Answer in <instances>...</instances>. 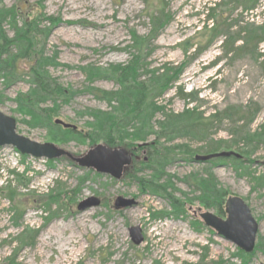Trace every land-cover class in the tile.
Here are the masks:
<instances>
[{"label":"rangeland","instance_id":"obj_1","mask_svg":"<svg viewBox=\"0 0 264 264\" xmlns=\"http://www.w3.org/2000/svg\"><path fill=\"white\" fill-rule=\"evenodd\" d=\"M1 1L4 7L14 8L18 27L24 28V22L35 17L41 21V30L49 27L51 22L41 15L60 16L64 22L50 30L47 40L37 35L36 51L20 57L12 75H0V110L16 119L18 133L39 143H54L50 139L57 134L56 119L75 125L84 139L54 144L75 155L85 153L95 144L90 138L103 136L89 125L94 123L89 111L108 112L117 105L110 101L112 96L98 97L94 89L120 90L110 69L117 64L127 66L132 54H138L130 47L134 44L132 33L150 35L156 29L151 15L161 8L151 0H117L120 4L112 0ZM240 1L163 0L168 22L148 43L139 45V76L155 85L154 79L159 80L168 70L178 74L156 100L162 109L152 112L136 129L126 130L129 135L121 147L131 152L133 162L122 178L79 167L65 158H34L12 146H0V264L264 263L261 250L250 257L240 255V248L193 214L200 209L225 219L228 197H240L259 224L256 246L264 243V39L248 40L252 32H264V0H255L251 11ZM211 6L215 9L209 14L215 19L207 23L205 16ZM3 25L7 37H15V23L9 18ZM213 25L218 28L212 32ZM186 45H192L187 52ZM41 48L47 56L59 52L58 65L48 67L52 79L78 91L67 104L32 94L31 67ZM13 51L18 52L15 46ZM93 68L104 69V73H94ZM27 96L37 116L35 122L29 106L19 107ZM50 109L58 111L51 119ZM194 109L204 117H219L208 121L203 130H179L184 123L180 117ZM219 141L230 143V151L243 158L194 161V154L207 153L204 147ZM100 143L104 144L96 142ZM145 143L150 146L142 148ZM140 144V149L129 150V145ZM186 146L196 150L193 156L185 155L181 147ZM165 147L176 150L171 160L158 156ZM159 168L165 172L160 182L166 185L169 180L174 190L142 192L140 180L158 178L153 171ZM195 177H213L224 196L223 213L206 209L194 199L201 195L196 192ZM197 186L201 187L200 183ZM13 191L14 203L8 196ZM167 192L184 203V214L173 215L171 202L164 195ZM59 193L62 196L53 198L49 209L48 196ZM91 196L99 197L101 205L77 210V204ZM117 196L133 198L137 205L116 210L113 203ZM15 207L23 211L18 221ZM52 225L61 228L60 237L47 233ZM131 227L141 228V244L133 243ZM37 229L39 233L31 240L30 232ZM69 238L79 240L82 248L73 243L69 248L75 253L61 251L58 241ZM30 241L33 243L28 244Z\"/></svg>","mask_w":264,"mask_h":264},{"label":"trees","instance_id":"obj_2","mask_svg":"<svg viewBox=\"0 0 264 264\" xmlns=\"http://www.w3.org/2000/svg\"><path fill=\"white\" fill-rule=\"evenodd\" d=\"M113 2H116L117 4H120V2H117V0H112ZM147 1V0H146ZM156 1L159 7L161 8L160 11L158 10L155 12V14L151 15L152 18V24L156 27V29L152 30L151 34L148 36H138L135 32L132 33V39H133V45L130 46L131 49H136L138 51V54L133 53L132 59L130 60L129 64L127 66H124L123 64H117L113 65L110 69V77H114L115 80L120 85V90L116 92H102L100 90L94 89L96 95L100 97L101 95H104V97L107 99L110 96L113 97L112 102H115L117 105L112 106V111L103 112L101 110L90 112L89 115L93 118L94 123H89L91 128L95 130L96 133L102 134L103 136L100 137H94L90 138L91 143L99 142L101 140L104 144L110 146V147H116L121 146L127 135H129L126 130L128 128L136 129L138 124H143L147 121L146 119H149V115L157 110L162 109L161 107L157 106V99L161 97L169 88L170 84L174 79H176L177 74L176 72H171V70H168L165 74H162L161 78L159 80H155V85H152V83L140 80L139 76V70L141 69L140 66V59H141V50L139 47L142 43H148L149 39H152L153 35L156 36V33L158 30L168 22L165 12V7H163V0H151ZM255 0H241L239 4H241L246 11H251L255 8ZM212 4V3H211ZM215 7V6H214ZM213 6L208 9V13L206 14V20L205 22L213 21L214 16L209 14V11H214ZM159 13V14H156ZM42 19H45L47 21L51 22V25L49 27H46L45 29L41 30L39 28V25L41 23L40 20H37V17L33 18L31 22H24L25 27L21 28L18 27L16 24L15 19V12L14 8L9 9L7 7H4L2 5V1L0 0V75L4 73L6 77L9 76V74L13 73L15 69L17 68L16 64L18 63L20 57H25L30 55V51H36V44L38 42L36 41L37 35L42 36L41 39L47 40L50 32L52 31V27L58 24V18L56 17H49L46 15H41ZM11 19L15 23V27L13 28L15 31V37L12 39L8 38L6 35V30L4 29L3 23L7 21V19ZM208 27V25H207ZM206 27V29H207ZM218 25H213L211 29L212 32L214 30H217ZM51 30V31H50ZM264 39V32L260 35L253 34L251 35V39L248 38V40H263ZM13 46H15L18 50L17 53H14ZM192 45H186L184 48V51L187 52L188 49ZM44 48H41L39 50L40 53L36 54L35 64L31 67V76L33 78L34 83V89L32 90L33 93H37V96L40 94H43L45 98L50 99L55 104L58 100L61 101L63 104H67L69 100L74 97L78 91H73L72 89L64 88L61 84H59L56 80L52 79L50 76L48 67L49 66H57V58L59 52L57 50L54 51V53L51 56H47L43 50ZM200 51V50H199ZM85 73H87V68H83ZM92 71L94 73H104V69L101 68H93ZM90 72V75L93 74V72ZM12 75V74H11ZM112 75V76H111ZM92 78H95L92 76ZM182 93V91H181ZM182 95H185L182 93ZM29 97L27 96L26 99L22 100L19 103L20 109H23L24 107L29 106V113L35 119H37L36 113L33 112V107L29 103ZM1 103V100H0ZM24 104V107H23ZM57 106V105H55ZM50 115L48 116L49 119H51V116H57L58 111L57 109H50ZM150 112V113H149ZM81 115V114H79ZM219 117L218 114H215L211 117H204L202 113L197 112L195 109L193 111H190L187 113V115H183L180 118L183 120V126L179 128V130H187V131H198L200 129L203 130V128L208 126V121L211 119L216 120ZM78 129H66L62 126L57 125L55 127V132L57 134H54L52 138L50 139L51 142L54 143H62L65 144L71 140H82L85 138V135L82 134V132L77 131ZM138 137V136H136ZM94 144V145H95ZM230 144V143H229ZM226 141H219V142H211V145L205 146V150H207V153L204 154H194L196 150H190L188 146L181 147L184 148V153L187 156H193V159L196 155H211L215 153H219L220 148H227L225 152H230L231 145H229ZM150 144L147 146H142V148L149 147ZM153 146V145H152ZM129 150H137L140 149L139 147L129 145ZM165 149L164 153H159L158 156L164 157L162 158L164 161L171 160V156L175 154L176 150L169 149V148H163ZM178 149V148H177ZM229 149V150H228ZM179 150V149H178ZM224 152V151H221ZM153 155V154H152ZM241 156V155H240ZM234 157V156H233ZM152 158H149L148 165L152 163ZM231 158V157H230ZM237 160L242 159L234 157ZM214 159H210L209 161H214ZM218 159V158H217ZM195 160V159H194ZM165 174L163 172L162 168L156 169L153 171V175H158V178H152V180L145 178H142L139 182V188L142 192L145 191H152V192H159L162 191L166 193L169 188L173 189V185L170 184L169 180H166L165 183L160 182V178ZM163 179V178H162ZM194 181L196 183V187L199 189L196 192H199L201 195L199 197H195V200H198L200 204L206 208V209H215L219 214L223 213V204H224V196L222 195L221 190L216 188L217 184L213 180V177L209 179L205 178H194ZM198 183H200L201 187L197 186ZM195 187V188H196ZM174 190V189H173ZM163 193V194H164ZM167 198H169L171 202V206L174 210L173 215L178 216L179 214L185 213L184 203L181 202L178 198L174 197L171 193L167 192V194H164ZM9 199L12 203L15 201V193L9 192L8 193ZM62 194H51L49 197V203L47 202V207L51 208V200L55 197L60 198ZM193 200H191V204L193 203ZM15 213H16V219L19 220L22 216L23 211L19 210L17 207H15ZM54 213L52 216H50L47 219V222L50 221V219L55 216ZM162 216H157V218H160ZM19 218V219H18ZM197 224V223H194ZM38 229L34 232H30L31 234V240H34L38 234ZM28 244H32L33 241L27 242ZM261 250V252L264 253V243L261 241L257 243V246L254 250V252L250 254H245L243 251H239L240 255H244L245 257H250L255 253V251Z\"/></svg>","mask_w":264,"mask_h":264},{"label":"water","instance_id":"obj_3","mask_svg":"<svg viewBox=\"0 0 264 264\" xmlns=\"http://www.w3.org/2000/svg\"><path fill=\"white\" fill-rule=\"evenodd\" d=\"M56 125L66 129H77L75 125L64 122L61 119L54 121ZM147 145V143L142 144ZM141 144L138 145L142 146ZM0 146H12L21 154L34 158H46L56 160L65 158L79 167L91 169L99 174H107L114 179L123 177L127 167L131 165L132 154L126 148L116 146L110 147L106 144H95L85 153L75 155L54 143H39L33 141L17 131V121L15 118L6 115L0 110ZM240 158V154L233 151L219 152L211 155H196V162H206L214 158ZM101 205V199L96 196L88 197L80 201L77 210L85 211ZM137 205L133 198L117 196L114 200V208L123 210ZM226 218H220L211 212H201L200 218L203 223L214 229L218 235L234 243L243 252L250 254L255 250L259 224L254 219L249 206L245 201L237 196H230L225 202ZM130 236L134 244L138 245L144 241L140 227H131ZM264 264V263H263Z\"/></svg>","mask_w":264,"mask_h":264},{"label":"bare ground","instance_id":"obj_4","mask_svg":"<svg viewBox=\"0 0 264 264\" xmlns=\"http://www.w3.org/2000/svg\"><path fill=\"white\" fill-rule=\"evenodd\" d=\"M49 17H56V18H58V24L55 25V26H59V25H61L64 22L63 19H62V17H60V16H49ZM54 27H52V28H54ZM60 229H61L60 227H57V226L52 225L47 230V233L48 234H52V235L57 236V237H60V236H58V231H60ZM72 239L73 238H69V239H67L65 241H60V240L58 241L60 243V249H61V251H63V252L64 251H70L71 253H75L74 252L75 251L74 249H70L69 248L71 246H75V245H72L73 243L77 244L78 249H81L82 248V246H81L82 244H81V242L79 240L76 239V240L73 241ZM43 240H45V239H43Z\"/></svg>","mask_w":264,"mask_h":264},{"label":"flooded vegetation","instance_id":"obj_5","mask_svg":"<svg viewBox=\"0 0 264 264\" xmlns=\"http://www.w3.org/2000/svg\"><path fill=\"white\" fill-rule=\"evenodd\" d=\"M132 162H133V159H132ZM199 212H200L199 210H196V211H194L193 214H194L195 216H196V215L199 216V215H200Z\"/></svg>","mask_w":264,"mask_h":264}]
</instances>
